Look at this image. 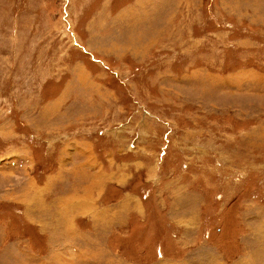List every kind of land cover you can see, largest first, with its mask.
<instances>
[{"label":"rangeland","instance_id":"rangeland-1","mask_svg":"<svg viewBox=\"0 0 264 264\" xmlns=\"http://www.w3.org/2000/svg\"><path fill=\"white\" fill-rule=\"evenodd\" d=\"M0 264H264V0H0Z\"/></svg>","mask_w":264,"mask_h":264}]
</instances>
